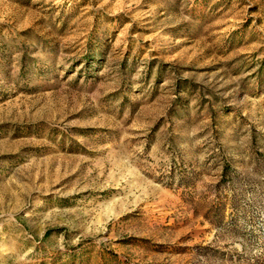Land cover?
Wrapping results in <instances>:
<instances>
[{"label": "rangeland", "instance_id": "rangeland-1", "mask_svg": "<svg viewBox=\"0 0 264 264\" xmlns=\"http://www.w3.org/2000/svg\"><path fill=\"white\" fill-rule=\"evenodd\" d=\"M0 264H264V0H0Z\"/></svg>", "mask_w": 264, "mask_h": 264}, {"label": "trees", "instance_id": "trees-1", "mask_svg": "<svg viewBox=\"0 0 264 264\" xmlns=\"http://www.w3.org/2000/svg\"><path fill=\"white\" fill-rule=\"evenodd\" d=\"M232 180L231 177V165L228 163H225L223 166V172H222V179L220 181L221 184L227 183Z\"/></svg>", "mask_w": 264, "mask_h": 264}]
</instances>
